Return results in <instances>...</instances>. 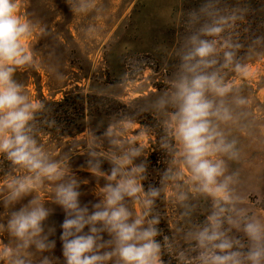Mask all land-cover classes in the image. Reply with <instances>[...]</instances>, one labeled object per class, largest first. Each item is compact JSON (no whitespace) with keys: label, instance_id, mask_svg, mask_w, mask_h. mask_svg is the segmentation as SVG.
Segmentation results:
<instances>
[{"label":"clouds","instance_id":"1","mask_svg":"<svg viewBox=\"0 0 264 264\" xmlns=\"http://www.w3.org/2000/svg\"><path fill=\"white\" fill-rule=\"evenodd\" d=\"M66 4L76 15L99 12L97 0ZM218 4L205 0L187 13L176 71L150 104L159 135L124 116L99 133L86 128L54 154L40 142L38 126L55 125L38 120L51 109L15 78L35 64L27 44L34 25L17 0H0V157L11 166L0 180V264H264V212L242 191L244 141L264 144V121L231 79L249 74L236 29L251 8ZM245 56L264 60V36ZM150 144L166 157L163 170L153 169L158 183L150 182ZM81 156L84 164L74 168ZM200 202H210L203 220L196 216ZM161 204L180 211L170 220ZM58 209L60 255L51 219Z\"/></svg>","mask_w":264,"mask_h":264},{"label":"rangeland","instance_id":"2","mask_svg":"<svg viewBox=\"0 0 264 264\" xmlns=\"http://www.w3.org/2000/svg\"><path fill=\"white\" fill-rule=\"evenodd\" d=\"M17 2L20 13L34 25L27 44L35 53V64L19 69L15 77L30 97L43 102L60 101L66 95L83 93L96 96L97 101L102 99L99 111L92 115L86 105V117L78 121V130L68 135L58 130L39 135L40 142L55 154L66 151L68 142L86 128L99 133L109 121L118 119L121 113L114 110L117 100L131 106L146 122H157L150 112L151 101L168 87L176 71L175 52L185 35L187 13L205 0H97L98 13L80 15L69 10L66 0ZM244 4L251 12L236 31L244 45L239 55L249 63V74L244 79L229 75L236 86H244L241 95L250 96L252 110L264 121V60L245 56L252 40L264 36V0H219L218 7ZM244 147L246 180L242 191L258 212H264V207L255 204L257 200L264 203V144L245 139ZM161 153L156 156H162L164 162L166 157ZM84 159H73V167L84 164ZM161 166L164 168V163ZM77 175L92 179L86 171ZM88 187H94V182L86 190ZM41 195L47 198L49 194ZM90 200L91 195L82 197V203ZM209 210L210 202H200L197 218L203 220ZM166 211L171 220L180 210L168 205ZM51 219L57 226L56 254L60 255L59 225L64 214L58 209Z\"/></svg>","mask_w":264,"mask_h":264},{"label":"trees","instance_id":"3","mask_svg":"<svg viewBox=\"0 0 264 264\" xmlns=\"http://www.w3.org/2000/svg\"><path fill=\"white\" fill-rule=\"evenodd\" d=\"M97 98L94 95L91 96H86L83 93H73L71 95H66L64 99L60 101L56 100H47L44 102L47 108H50V112H43L40 114L38 117V120L43 121L44 119H49V120H55V125L53 127H48L47 125L40 123L38 126L41 129V133L44 131H60L62 132V135H68L70 134L73 130H78L79 129V123L78 121L86 117V105L89 106V112L92 115L95 111H99V107H101L102 99L98 100L94 99ZM104 106V105H103ZM114 110H117L118 113H121L120 117L124 116H130L134 117L136 120H138L141 124L144 125H149L154 128L153 134L154 135H159L160 134V129L157 126V122H146V120L142 119L135 113L134 111L131 110V106L126 105L123 101H116V106H114ZM149 123V124H148ZM150 160L152 162V167L150 168V172L153 171V169H158V170H163V164L162 161V156L158 157L160 154V151H162L161 154L163 153V150H161L156 144H151V149H150ZM157 155V156H156ZM165 157H163L164 159ZM160 161L161 164H158ZM11 168L9 162L5 161L2 157H0V177H4V173L6 171H9ZM153 171V174L150 173V182L153 183H158V177L156 172ZM160 209L164 212L167 213L166 211V206L161 204ZM168 215V214H167ZM164 229V234H169L167 230V224L162 222L160 225ZM158 239H162V237H159ZM173 264H175V261H173Z\"/></svg>","mask_w":264,"mask_h":264}]
</instances>
